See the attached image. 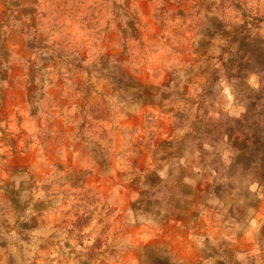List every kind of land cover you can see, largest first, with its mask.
Here are the masks:
<instances>
[{
  "label": "rangeland",
  "instance_id": "374dc122",
  "mask_svg": "<svg viewBox=\"0 0 264 264\" xmlns=\"http://www.w3.org/2000/svg\"><path fill=\"white\" fill-rule=\"evenodd\" d=\"M0 264H264V0H0Z\"/></svg>",
  "mask_w": 264,
  "mask_h": 264
},
{
  "label": "trees",
  "instance_id": "16d2710c",
  "mask_svg": "<svg viewBox=\"0 0 264 264\" xmlns=\"http://www.w3.org/2000/svg\"><path fill=\"white\" fill-rule=\"evenodd\" d=\"M73 226L75 227V226H77V225L74 224Z\"/></svg>",
  "mask_w": 264,
  "mask_h": 264
}]
</instances>
